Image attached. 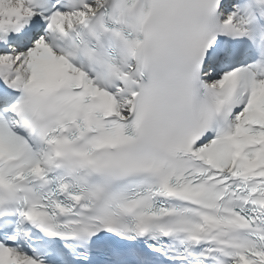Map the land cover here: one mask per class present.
<instances>
[{
  "label": "snow or ice",
  "instance_id": "1",
  "mask_svg": "<svg viewBox=\"0 0 264 264\" xmlns=\"http://www.w3.org/2000/svg\"><path fill=\"white\" fill-rule=\"evenodd\" d=\"M0 264H264V0H0Z\"/></svg>",
  "mask_w": 264,
  "mask_h": 264
}]
</instances>
